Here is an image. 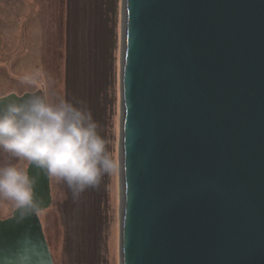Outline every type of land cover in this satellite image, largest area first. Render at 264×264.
I'll return each instance as SVG.
<instances>
[{
    "label": "water",
    "instance_id": "95a60500",
    "mask_svg": "<svg viewBox=\"0 0 264 264\" xmlns=\"http://www.w3.org/2000/svg\"><path fill=\"white\" fill-rule=\"evenodd\" d=\"M123 3L122 264H264V0ZM0 225V264H53Z\"/></svg>",
    "mask_w": 264,
    "mask_h": 264
},
{
    "label": "rangeland",
    "instance_id": "374dc122",
    "mask_svg": "<svg viewBox=\"0 0 264 264\" xmlns=\"http://www.w3.org/2000/svg\"><path fill=\"white\" fill-rule=\"evenodd\" d=\"M123 2L0 0V97L46 91L50 99L86 106L117 162L78 199L63 181L49 178L51 201L38 216L53 264H122ZM0 154V166H30ZM13 212L12 202L0 197V219Z\"/></svg>",
    "mask_w": 264,
    "mask_h": 264
},
{
    "label": "clouds",
    "instance_id": "9594fccd",
    "mask_svg": "<svg viewBox=\"0 0 264 264\" xmlns=\"http://www.w3.org/2000/svg\"><path fill=\"white\" fill-rule=\"evenodd\" d=\"M0 149L35 170L0 166V197L12 202L18 222L46 206L37 191L42 176L63 181L78 199L117 167L91 111L63 96L50 99L46 91L0 97Z\"/></svg>",
    "mask_w": 264,
    "mask_h": 264
},
{
    "label": "snow or ice",
    "instance_id": "6c2138e0",
    "mask_svg": "<svg viewBox=\"0 0 264 264\" xmlns=\"http://www.w3.org/2000/svg\"><path fill=\"white\" fill-rule=\"evenodd\" d=\"M3 239V232H2V225H0V242H2Z\"/></svg>",
    "mask_w": 264,
    "mask_h": 264
},
{
    "label": "trees",
    "instance_id": "16d2710c",
    "mask_svg": "<svg viewBox=\"0 0 264 264\" xmlns=\"http://www.w3.org/2000/svg\"><path fill=\"white\" fill-rule=\"evenodd\" d=\"M0 156H1V158H3V156H5V155H3V154H0ZM1 158H0V159H1Z\"/></svg>",
    "mask_w": 264,
    "mask_h": 264
},
{
    "label": "bare ground",
    "instance_id": "6f19581e",
    "mask_svg": "<svg viewBox=\"0 0 264 264\" xmlns=\"http://www.w3.org/2000/svg\"><path fill=\"white\" fill-rule=\"evenodd\" d=\"M122 192H124V186H122Z\"/></svg>",
    "mask_w": 264,
    "mask_h": 264
}]
</instances>
